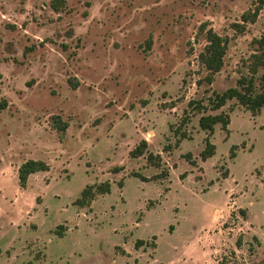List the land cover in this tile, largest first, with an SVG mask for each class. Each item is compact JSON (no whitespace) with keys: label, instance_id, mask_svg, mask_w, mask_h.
Instances as JSON below:
<instances>
[{"label":"rangeland","instance_id":"374dc122","mask_svg":"<svg viewBox=\"0 0 264 264\" xmlns=\"http://www.w3.org/2000/svg\"><path fill=\"white\" fill-rule=\"evenodd\" d=\"M258 1L0 0V264H264V106L210 102L248 73L264 6L235 23ZM204 23L229 40L212 82ZM221 112L203 160L200 117ZM142 139L161 166L130 156ZM31 158L51 167L23 188ZM105 181L111 192L75 203Z\"/></svg>","mask_w":264,"mask_h":264},{"label":"trees","instance_id":"16d2710c","mask_svg":"<svg viewBox=\"0 0 264 264\" xmlns=\"http://www.w3.org/2000/svg\"><path fill=\"white\" fill-rule=\"evenodd\" d=\"M65 3L66 0H52L51 5L55 10H59L65 5ZM263 6L264 0H259L255 9L243 13L242 22H236L235 26L240 30H244L249 22H255L258 19ZM201 32L205 34L207 44L204 50L200 52L199 58L201 64L208 71L205 79L212 82L214 80V75L221 71L225 64L229 40L226 36L218 33L213 27H208L206 23L201 26ZM254 42L256 48L255 52L251 54L249 59L248 73L243 74L238 79V84L236 86L230 87L224 91L214 92L213 96L210 98L213 109H220L229 100L237 99L240 104H242L247 110H250L253 114L261 112L264 106V35L260 38H255ZM149 43H151V39L149 40ZM262 69L263 72L258 76ZM190 105L194 109H199V111H202L205 108L202 102L197 100L190 101ZM188 121L189 117L186 115L182 124L176 130V132L183 138L188 136V132L183 130V125ZM49 122L51 126L60 133H64L69 127V122L59 113L50 115ZM199 123L201 128L208 132L205 141L206 145L200 153L201 158L206 160L216 153V144L211 140L216 125L221 123L222 127L227 129L228 124L230 123V115L224 112L202 114ZM234 147L236 146H233L232 148ZM232 153L235 155L234 152ZM144 155H147V159L150 163L161 166V154H155L152 151H149V142L146 139H142L130 150V156L132 157H141ZM188 157H190V154ZM192 162L196 163L195 160H192ZM50 167V164L42 159L31 158L24 161L18 169L21 187H27L29 178L33 173L48 171L50 170ZM165 174H167V170H164L162 174L155 175L153 178H158ZM135 175L141 177L143 180L150 179L139 172H135ZM111 189L112 184L110 181L89 184L82 190L81 195L76 199L75 203L80 206L89 205L98 194L109 193L111 192ZM139 243L140 241L137 242V246L140 245Z\"/></svg>","mask_w":264,"mask_h":264}]
</instances>
